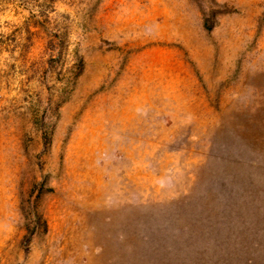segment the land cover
<instances>
[{
  "label": "rangeland",
  "instance_id": "1",
  "mask_svg": "<svg viewBox=\"0 0 264 264\" xmlns=\"http://www.w3.org/2000/svg\"><path fill=\"white\" fill-rule=\"evenodd\" d=\"M0 264H264V0H0Z\"/></svg>",
  "mask_w": 264,
  "mask_h": 264
},
{
  "label": "trees",
  "instance_id": "2",
  "mask_svg": "<svg viewBox=\"0 0 264 264\" xmlns=\"http://www.w3.org/2000/svg\"><path fill=\"white\" fill-rule=\"evenodd\" d=\"M204 27L208 28L209 26L207 25V23H204Z\"/></svg>",
  "mask_w": 264,
  "mask_h": 264
}]
</instances>
